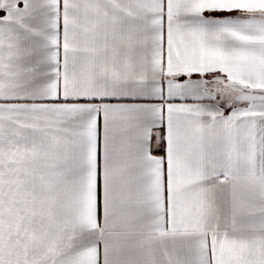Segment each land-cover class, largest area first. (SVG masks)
Masks as SVG:
<instances>
[{
    "label": "snow or ice",
    "instance_id": "obj_1",
    "mask_svg": "<svg viewBox=\"0 0 264 264\" xmlns=\"http://www.w3.org/2000/svg\"><path fill=\"white\" fill-rule=\"evenodd\" d=\"M0 264H264V0H0Z\"/></svg>",
    "mask_w": 264,
    "mask_h": 264
}]
</instances>
